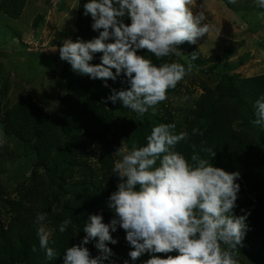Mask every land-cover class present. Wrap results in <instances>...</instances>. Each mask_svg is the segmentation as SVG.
Listing matches in <instances>:
<instances>
[{"label":"trees","instance_id":"1","mask_svg":"<svg viewBox=\"0 0 264 264\" xmlns=\"http://www.w3.org/2000/svg\"><path fill=\"white\" fill-rule=\"evenodd\" d=\"M21 1L11 0L18 4ZM86 2L78 0L73 42L98 36L91 29L90 16L84 15ZM138 54L157 65L165 62L184 65L175 56L158 59L147 50ZM101 55L95 54L91 63L99 64ZM60 77L58 107L51 114L30 96L5 108L4 93L0 90V132L14 138L34 158L30 175L16 189L15 197H0L6 215L4 220L0 218V264H63L65 249L83 239L82 229L90 214H102L104 223L112 218L106 203L119 182L112 171L114 151L121 146L129 149L133 145L144 146L152 127L160 123L175 124L176 134L189 133L186 140L175 146V151L186 159L197 154L216 167L240 173L236 182L241 190L233 211L237 216L247 215L248 230L235 258L263 264L264 126L253 123V102L264 95V74L240 80L224 75L222 80L227 84L220 93H217L220 86L203 87L194 107L181 112L184 123L176 122L179 115L165 105L176 88L168 91V98L155 110L140 117L119 102L104 103L112 89H127V84L122 83L123 76L115 82L108 80L109 86L104 87L102 80L81 76L64 62ZM193 129L198 130L196 135H192ZM254 152H258L257 156ZM250 154L257 159H251ZM10 156L12 152L0 143V172ZM38 213L46 214L45 226L52 231L49 246L56 258L50 261L39 246L34 223ZM64 219L72 223L65 233H60L58 226ZM125 235L122 229L112 233L118 243L108 245L113 255L105 264H143L150 258L145 254L132 261L128 253L133 249ZM93 245L94 242L86 247L95 257L99 252Z\"/></svg>","mask_w":264,"mask_h":264},{"label":"clouds","instance_id":"2","mask_svg":"<svg viewBox=\"0 0 264 264\" xmlns=\"http://www.w3.org/2000/svg\"><path fill=\"white\" fill-rule=\"evenodd\" d=\"M191 2L87 0L84 15L90 16L91 29L98 36L88 41L64 40L60 59L70 64L73 72L102 80L104 87L109 86L108 80L115 82L123 76L127 89H112L104 103L119 102L143 117L168 98V91L191 72L192 64L157 65L138 52L147 50L158 59L180 56V45H195L198 38L214 30L206 23L203 10L194 12L190 8ZM228 2L234 4L236 0ZM255 3L264 10V0ZM258 19L264 20V11L258 13ZM97 53H102L100 63L92 64ZM192 59H196L194 54ZM254 107L253 123L264 126V95ZM175 127L157 124L144 146H121L115 152L120 159L112 171L119 182L106 203L112 218L104 223L102 214H90L82 229L83 239L65 249L63 264L110 261L113 253L108 245L118 243L112 236L118 229L124 230L125 240L133 249L128 253L132 261L147 254L150 258L143 264H238L235 253L248 230L247 215L237 216L233 211L241 190L236 182L240 173L216 167L197 154L186 159L175 146L189 133L176 134ZM197 132L193 129L192 135ZM46 219V214L38 213L34 223L39 246L50 261L56 253L49 246L51 233L45 226ZM71 223L64 219L59 232L65 233ZM92 242L99 252L95 257L86 247Z\"/></svg>","mask_w":264,"mask_h":264},{"label":"rangeland","instance_id":"3","mask_svg":"<svg viewBox=\"0 0 264 264\" xmlns=\"http://www.w3.org/2000/svg\"><path fill=\"white\" fill-rule=\"evenodd\" d=\"M13 3L0 0L3 105L11 107L22 97L30 96L51 114L58 107L60 73L65 62L60 59L59 48L64 40L73 39L78 0H22L20 4ZM189 6L194 12L203 10L206 23L214 30L198 38L195 45L187 42L180 45L183 55L175 56L185 66L188 62L192 64L191 72L177 84L165 103L175 115H179L175 121L183 123L185 118L181 117V112L194 107L203 87L220 86L217 91L220 93L227 84L222 80L224 75L240 80L264 74V20L258 19V13L264 10L256 5L255 0H236L234 4L228 0H192ZM184 97L188 99L184 100ZM0 143L13 155L7 158L0 172V197L9 195L13 198L16 189L30 175L34 158L14 138L5 137L2 132ZM117 150L114 151L115 161L120 159L115 154ZM257 154L254 152L255 156ZM251 159L257 157L252 154ZM5 216L0 203V218L4 220ZM46 228L52 234L50 228ZM238 264L261 263L246 260L238 261Z\"/></svg>","mask_w":264,"mask_h":264}]
</instances>
